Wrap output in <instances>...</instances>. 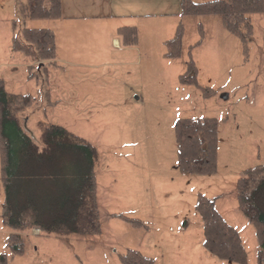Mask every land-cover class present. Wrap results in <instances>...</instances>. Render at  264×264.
Returning a JSON list of instances; mask_svg holds the SVG:
<instances>
[{"label": "rangeland", "instance_id": "1", "mask_svg": "<svg viewBox=\"0 0 264 264\" xmlns=\"http://www.w3.org/2000/svg\"><path fill=\"white\" fill-rule=\"evenodd\" d=\"M20 2L26 0H0V79L9 92L36 96L20 116L38 143L43 125L56 123L95 148L101 225L91 234L11 227L3 213L0 164V253L7 252L8 264H122L120 255L129 248L152 257L153 264H241L204 246L203 220L195 209L199 192L213 198L238 229L247 264H264L237 187L245 168L264 163V12L250 14L253 33L244 48L216 15H183L180 0H142L148 12L170 13L140 20L142 39L151 46L141 52L108 47L91 61L59 60L40 69L38 61L13 48L12 36L23 25L41 26L47 19L23 20ZM115 8L102 5L100 10ZM120 19L129 17L114 18ZM180 21L183 52L170 57L165 40ZM191 57L199 83L216 88L214 95L205 96L200 86L180 80ZM183 116L219 119L215 172L178 168L175 122ZM120 214L143 224L134 225ZM11 232L21 234L20 253L8 244Z\"/></svg>", "mask_w": 264, "mask_h": 264}, {"label": "trees", "instance_id": "2", "mask_svg": "<svg viewBox=\"0 0 264 264\" xmlns=\"http://www.w3.org/2000/svg\"><path fill=\"white\" fill-rule=\"evenodd\" d=\"M181 14L218 16L223 25L238 36L244 48L253 33L250 14L264 12V0H180ZM19 12L27 18H58L62 0H26ZM202 29V27H199ZM202 31V30H201ZM203 32V31H202ZM117 34L124 45L138 43V28L121 25ZM184 25L180 21L175 34L165 40V55L180 57L183 52ZM199 39L195 44H199ZM12 46L38 61L40 69L56 63V37L47 26L23 25L19 35L12 36ZM198 68L191 57L182 82L200 86L205 96L216 88L199 83ZM31 71V75H33ZM37 101L32 94L9 92L0 79V164L5 188L3 213L15 229L39 228L40 232L97 233L100 210L97 204L95 174L96 150L87 141L63 125H43L41 144L22 124L20 112ZM219 119L214 116H183L175 122L178 168L186 173H213L217 170ZM239 206L254 224L264 263V163L245 168L237 180ZM195 209L203 220L204 246L214 255L247 264L248 252L243 239L217 209L213 198L199 192ZM134 225L143 220L120 214ZM15 252L23 251L19 232L8 235ZM262 253V255H261ZM122 264H153L152 257L129 248L120 255ZM0 264H8L7 252L0 253Z\"/></svg>", "mask_w": 264, "mask_h": 264}, {"label": "crops", "instance_id": "3", "mask_svg": "<svg viewBox=\"0 0 264 264\" xmlns=\"http://www.w3.org/2000/svg\"><path fill=\"white\" fill-rule=\"evenodd\" d=\"M142 4V0H62V15L58 18H46L47 21L41 24L51 27L55 33L57 55L56 63L52 64H57L59 60H68L74 64L81 60L91 61L93 55H97V51L102 52L108 47L123 52L137 50L141 52L144 47L151 46L150 42L146 43L142 39L140 20L150 15L170 13L151 10L148 12ZM102 5L117 9L115 8V12L102 11L100 10ZM179 12L181 13V9ZM123 16H128L129 19L114 20ZM121 25H135L138 28L139 41L136 45L122 44L117 36V28ZM150 32L151 35H155L154 31ZM165 37L168 36H163L162 39Z\"/></svg>", "mask_w": 264, "mask_h": 264}]
</instances>
